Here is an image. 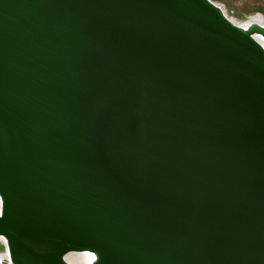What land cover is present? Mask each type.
<instances>
[{"label":"water","instance_id":"water-1","mask_svg":"<svg viewBox=\"0 0 264 264\" xmlns=\"http://www.w3.org/2000/svg\"><path fill=\"white\" fill-rule=\"evenodd\" d=\"M256 16L236 24L214 0H0L7 264H264Z\"/></svg>","mask_w":264,"mask_h":264},{"label":"rangeland","instance_id":"rangeland-1","mask_svg":"<svg viewBox=\"0 0 264 264\" xmlns=\"http://www.w3.org/2000/svg\"><path fill=\"white\" fill-rule=\"evenodd\" d=\"M222 4L230 18L238 23L246 22L254 16H264V0H214ZM260 16V17H263ZM264 18V17H263ZM2 249V247H0ZM5 251L1 252L2 255ZM0 254V259L3 258ZM5 264V261L4 263Z\"/></svg>","mask_w":264,"mask_h":264},{"label":"bare ground","instance_id":"bare-ground-1","mask_svg":"<svg viewBox=\"0 0 264 264\" xmlns=\"http://www.w3.org/2000/svg\"><path fill=\"white\" fill-rule=\"evenodd\" d=\"M256 18L260 21V22H262V23H264V18L263 17H260V16H256ZM232 19V18H231ZM233 20V19H232ZM234 23H236V24H241V23H238V22H236V21H233ZM0 254L2 255V253L0 252ZM4 255V254H3ZM2 255V256H3ZM7 259V255L5 254L4 256H3V258L2 259H0V264L2 263V262H4L5 260ZM72 261H73V259H72Z\"/></svg>","mask_w":264,"mask_h":264},{"label":"built area","instance_id":"built-area-1","mask_svg":"<svg viewBox=\"0 0 264 264\" xmlns=\"http://www.w3.org/2000/svg\"><path fill=\"white\" fill-rule=\"evenodd\" d=\"M0 251H2V249H0ZM4 262H2L1 264H3ZM5 264H7V262L5 261Z\"/></svg>","mask_w":264,"mask_h":264}]
</instances>
